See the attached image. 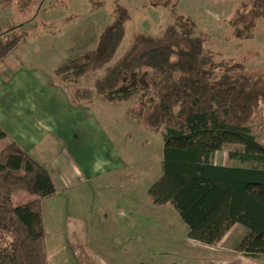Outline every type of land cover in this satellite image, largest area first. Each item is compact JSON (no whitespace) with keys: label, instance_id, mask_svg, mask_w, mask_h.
<instances>
[{"label":"trees","instance_id":"1","mask_svg":"<svg viewBox=\"0 0 264 264\" xmlns=\"http://www.w3.org/2000/svg\"><path fill=\"white\" fill-rule=\"evenodd\" d=\"M253 1L240 6L231 20L238 38H252L264 17V0ZM131 18L130 8L116 3L95 46L58 65L56 83L75 90L86 73L106 69L89 102L103 98L124 108L127 117L163 140V174L148 188L150 203H173L189 237L207 244L231 219L249 229L241 248L250 256L264 253V144L250 126L264 102V88L248 73L230 71L232 59L207 47L210 35L197 33L191 15L182 17L180 27L169 25L162 36L137 34L116 59ZM20 41L0 40V61ZM72 100L79 102L80 96ZM8 135L0 127V140ZM231 143L243 146L229 151L235 163H216L215 154ZM246 162L257 164H241ZM21 191L35 198L15 204L13 195ZM57 191L49 167L19 142L0 146V234L5 239L0 264H50L43 199Z\"/></svg>","mask_w":264,"mask_h":264},{"label":"rangeland","instance_id":"2","mask_svg":"<svg viewBox=\"0 0 264 264\" xmlns=\"http://www.w3.org/2000/svg\"><path fill=\"white\" fill-rule=\"evenodd\" d=\"M118 2L130 8L132 18L116 59L130 48L137 34L162 36L169 25L180 27L182 17L191 15L198 23L197 33L210 35L207 47L232 59L230 71L246 72L256 86L264 88V17L259 18L252 38L234 36L231 26L239 7L253 6V0H12L4 11L0 10V30L6 28L0 33V40H21L0 61V117L11 132H22L16 124L22 117L31 123V117L35 116L31 109L34 110L39 99L50 103L46 92L53 90L52 85H59L55 81V69L95 46L101 29L113 19ZM105 73L104 68L90 71L73 85L75 90L70 88L66 92L72 98L80 96L79 101H88L94 97L96 80ZM82 105L88 104L82 102ZM85 115L92 116L89 111ZM129 119L135 126H141ZM250 126L264 144V102ZM0 127L8 132L1 123ZM141 130L139 144L134 132L118 136L121 147L136 141L134 147L139 148L120 168H106L101 162L109 156L115 157L116 153L113 142L108 145L98 130H94L91 143L85 146V155L82 148L75 151L86 165L98 163L101 174L87 178L83 185H68L43 202L50 264L60 259L63 264L64 258L78 259L80 264H188L190 261L193 264L203 256L191 240L188 242L191 238L187 235L188 226L176 206L173 203L156 206L148 199V188L163 174V140L143 126ZM8 134V138L0 140V146L16 140L13 134ZM64 147L72 149L59 137L49 154L56 156V151ZM242 148L239 143H231L217 153L216 159L226 160L230 150ZM136 155L143 161L137 160ZM229 162L235 160L229 157ZM34 198L35 195L23 191L14 196L16 204ZM159 228L167 233L156 230ZM232 228L229 241L235 236L240 239L244 231L249 232L242 225ZM0 241L5 242L1 234ZM168 243L173 245L172 249Z\"/></svg>","mask_w":264,"mask_h":264},{"label":"crops","instance_id":"3","mask_svg":"<svg viewBox=\"0 0 264 264\" xmlns=\"http://www.w3.org/2000/svg\"><path fill=\"white\" fill-rule=\"evenodd\" d=\"M11 1L0 0V10L4 11V8ZM5 29L0 30V33L6 31ZM51 89L53 90L46 92L47 99L50 98V103L47 104L46 100L39 99L37 106H34V110L31 109V113L35 115L31 117V123L23 117L16 122L18 128H22L21 133L11 132L9 126L3 122L1 117L0 123L9 133L13 134L16 141L49 167L58 188L57 193L68 185H83V183L88 182L87 178L101 174L99 173L100 166L98 163L94 162L88 166L75 152L79 148H82V152H84L85 146L92 141L94 130L102 133L108 145L110 142L115 145L116 156H109L105 160H101L106 168L108 166H113L114 169L120 168L126 165L129 159L133 158L135 150L139 149L134 147L137 142H131L128 145L125 143L127 152L125 148L120 146L121 141L118 136L122 133L125 134L127 131L134 132V135H138L139 144V142H142V130L141 126H135L134 122L126 117L124 108L113 107L103 98H96L91 102H89L90 100L79 101L80 104H78V102L75 103L72 100L69 92H66L68 91L67 88L52 85ZM82 102L88 105H82ZM84 111L86 114L89 111V115L92 116L88 118ZM143 136H146V134L144 133ZM59 137L65 139L72 146V149L70 150L69 147L59 148L56 151V156H52V154H49L50 149L55 143H58ZM217 153L214 157L216 163L232 164L229 162V155L228 160L218 161L216 159ZM83 155H85V152ZM135 157L137 160L143 161L138 155ZM75 180L76 182H74ZM15 194L13 195L14 203ZM49 198L51 197L43 199V202L45 203V200ZM27 201H30V199ZM232 227L239 228V224L231 219L227 220L221 229L219 239L214 244H206L190 238L188 242L191 240L193 246L203 253V256L199 258L200 260L198 259L193 264H264V253L250 256L240 246L241 241L249 232L244 231L242 233L244 235L240 239H238L239 236H235V239L229 241L231 234H233ZM156 230L167 233L162 228ZM168 246L171 249L173 247L170 243H168ZM73 254L75 255V252ZM60 260H57L56 264H62ZM62 262L63 264H80L78 259L73 260L72 258H64ZM188 264H191V261Z\"/></svg>","mask_w":264,"mask_h":264}]
</instances>
